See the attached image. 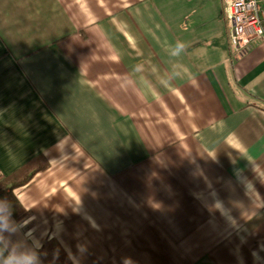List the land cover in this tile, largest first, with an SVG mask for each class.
<instances>
[{
    "label": "crops",
    "instance_id": "1",
    "mask_svg": "<svg viewBox=\"0 0 264 264\" xmlns=\"http://www.w3.org/2000/svg\"><path fill=\"white\" fill-rule=\"evenodd\" d=\"M229 35L225 0H0L23 232L72 264H264V40Z\"/></svg>",
    "mask_w": 264,
    "mask_h": 264
},
{
    "label": "clouds",
    "instance_id": "2",
    "mask_svg": "<svg viewBox=\"0 0 264 264\" xmlns=\"http://www.w3.org/2000/svg\"><path fill=\"white\" fill-rule=\"evenodd\" d=\"M13 211V202L0 197V264H43L40 240L23 232L28 221L15 220Z\"/></svg>",
    "mask_w": 264,
    "mask_h": 264
},
{
    "label": "built area",
    "instance_id": "3",
    "mask_svg": "<svg viewBox=\"0 0 264 264\" xmlns=\"http://www.w3.org/2000/svg\"><path fill=\"white\" fill-rule=\"evenodd\" d=\"M232 52L251 50L264 40V0H225Z\"/></svg>",
    "mask_w": 264,
    "mask_h": 264
},
{
    "label": "trees",
    "instance_id": "4",
    "mask_svg": "<svg viewBox=\"0 0 264 264\" xmlns=\"http://www.w3.org/2000/svg\"><path fill=\"white\" fill-rule=\"evenodd\" d=\"M30 167L31 165H27L10 177L1 178L2 180L0 181V197L7 196L13 202V215L17 220L27 217L28 213L16 198L10 192H7L6 187L8 186L13 190L26 185L34 175L33 172H30ZM5 185L6 187H4ZM40 251L41 258L45 264H72L68 255L54 240L47 241Z\"/></svg>",
    "mask_w": 264,
    "mask_h": 264
}]
</instances>
